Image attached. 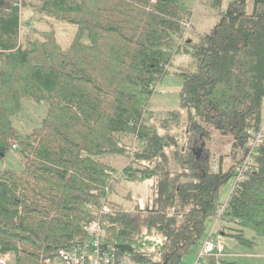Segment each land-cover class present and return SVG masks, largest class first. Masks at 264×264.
Listing matches in <instances>:
<instances>
[{
  "label": "trees",
  "instance_id": "trees-1",
  "mask_svg": "<svg viewBox=\"0 0 264 264\" xmlns=\"http://www.w3.org/2000/svg\"><path fill=\"white\" fill-rule=\"evenodd\" d=\"M196 2L219 19L193 40L184 28L189 0H0V157L16 144L24 159L20 169L0 171V255L11 253L13 264H51L58 249L88 237L84 227L95 218L137 264H180L208 216L220 221V236L239 244L253 247L264 235V137L245 178L234 180L225 202L218 198L235 179L248 130L258 132L264 118V0H253L251 11L248 0ZM36 8L76 26L68 46L54 29L21 32L22 10ZM181 50L194 65L176 73L190 137L203 150L212 130L231 136L233 164L225 171L213 170L208 154L185 155L166 119L147 122L152 85ZM24 99L45 103L46 111L21 133L12 117ZM122 134L139 145H126ZM105 154L130 162L118 171L100 161ZM122 178L153 180L154 206L141 216L107 210ZM217 261L236 264L223 255L201 264Z\"/></svg>",
  "mask_w": 264,
  "mask_h": 264
},
{
  "label": "rangeland",
  "instance_id": "rangeland-1",
  "mask_svg": "<svg viewBox=\"0 0 264 264\" xmlns=\"http://www.w3.org/2000/svg\"><path fill=\"white\" fill-rule=\"evenodd\" d=\"M32 4H36V0H29ZM229 0H223V7L226 6ZM253 0H248V11H251ZM192 8V16L189 21V26L185 29V36L197 39L200 35L208 32L218 21L219 16L215 10L207 9L204 5L199 4L196 0H189ZM30 5V8L32 6ZM22 26L21 32L30 31L32 28L37 29H54L56 35L60 40L62 47L69 45L70 40L76 30V26L64 21H56L53 18H48L38 11V9L22 10ZM193 59L190 55L184 53L183 50L177 52L173 56L172 64L169 67L168 73H165L160 80L152 85L154 92L151 94L148 106L153 111V116L148 117L149 124L158 125L165 122L166 119L167 130L177 137V144L179 149L188 156H196V158L203 159L207 156L210 159L213 170L220 167L225 171L232 166L233 160L231 158V149L233 139L229 135H221L218 131H211V138L205 141L203 146L207 151L200 150L202 141L197 137L193 140L188 131V124L186 120L185 111L180 109V91L183 86V79L177 75L182 69L193 68ZM45 103H34L30 100H23L22 110L18 117H12V122L15 128L21 133L29 132L33 127L37 126L46 111ZM176 110L178 115L174 118L169 116V112ZM120 139L126 145L132 148L139 145V141L132 134H122ZM239 154V153H238ZM238 156V155H237ZM100 161L112 165L115 169L120 171L125 165L130 162L129 157L118 154H105L101 156ZM24 159L21 152L17 149L7 150L3 156L0 157V171L4 169L17 170L23 166ZM183 167V164H181ZM173 170H178L179 165L172 163ZM181 170V168L179 169ZM123 181L116 182L113 185V193L108 198L110 201L104 204L107 210H116L117 208H124L132 212L133 215L141 216V212L146 209H151L153 205V191L150 189L153 180L146 181H128L122 178ZM121 179V180H122ZM234 177H231L220 189L219 202H225L233 187ZM111 183V182H110ZM138 207V208H136ZM103 208V207H102ZM136 208V209H135ZM103 210V209H102ZM88 224V223H87ZM86 224V225H87ZM220 221L214 216H208L205 219V229L202 236L193 244L190 245L188 252L182 257L180 264H194L197 258V252L201 249L206 239L217 241L218 239L223 243L224 253L223 257L233 260L236 264H264V235L256 236V245L248 247L239 244L234 239L228 236H220L217 233ZM107 236L110 234L107 229H104ZM247 237L253 236V231L245 230ZM246 253L255 254L247 255ZM203 262V260L201 261ZM13 264V262L11 263Z\"/></svg>",
  "mask_w": 264,
  "mask_h": 264
},
{
  "label": "built area",
  "instance_id": "built-area-1",
  "mask_svg": "<svg viewBox=\"0 0 264 264\" xmlns=\"http://www.w3.org/2000/svg\"><path fill=\"white\" fill-rule=\"evenodd\" d=\"M186 29L189 24L184 23ZM249 137L245 142V152L242 160L237 162L234 166L235 180H242L245 178V172L249 171L254 165V159L257 155V147L260 139L264 137V118L260 130H248ZM17 147L16 144L12 146L13 149ZM90 209L93 206H89ZM222 208L219 210V212ZM100 208V213L102 212ZM85 230L88 237L76 242L70 247H62L58 249L51 262L49 259L46 262L51 264H137L130 256L123 253L121 249L115 244L107 240L104 233V228L101 226L99 218L93 219L87 225ZM224 253L223 243L218 239L213 241L206 239L197 252V258L194 264H201L207 255H214L216 258L222 256ZM13 262V255L11 253H3L0 255V264H11ZM217 264L219 262L217 261Z\"/></svg>",
  "mask_w": 264,
  "mask_h": 264
},
{
  "label": "crops",
  "instance_id": "crops-1",
  "mask_svg": "<svg viewBox=\"0 0 264 264\" xmlns=\"http://www.w3.org/2000/svg\"><path fill=\"white\" fill-rule=\"evenodd\" d=\"M197 254V253H196ZM247 255H249L250 253H246ZM250 255H255V254H250Z\"/></svg>",
  "mask_w": 264,
  "mask_h": 264
},
{
  "label": "bare ground",
  "instance_id": "bare-ground-1",
  "mask_svg": "<svg viewBox=\"0 0 264 264\" xmlns=\"http://www.w3.org/2000/svg\"><path fill=\"white\" fill-rule=\"evenodd\" d=\"M260 144V143H259ZM248 175V174H247ZM128 255V254H127Z\"/></svg>",
  "mask_w": 264,
  "mask_h": 264
},
{
  "label": "water",
  "instance_id": "water-1",
  "mask_svg": "<svg viewBox=\"0 0 264 264\" xmlns=\"http://www.w3.org/2000/svg\"><path fill=\"white\" fill-rule=\"evenodd\" d=\"M3 155V154H2Z\"/></svg>",
  "mask_w": 264,
  "mask_h": 264
}]
</instances>
